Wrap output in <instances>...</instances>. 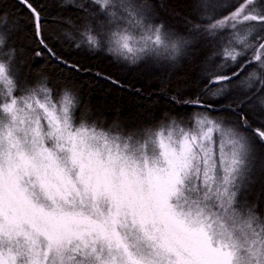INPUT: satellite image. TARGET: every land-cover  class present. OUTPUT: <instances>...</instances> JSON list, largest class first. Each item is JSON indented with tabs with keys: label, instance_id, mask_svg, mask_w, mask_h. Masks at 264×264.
<instances>
[{
	"label": "snow or ice",
	"instance_id": "6c2138e0",
	"mask_svg": "<svg viewBox=\"0 0 264 264\" xmlns=\"http://www.w3.org/2000/svg\"><path fill=\"white\" fill-rule=\"evenodd\" d=\"M15 4L31 55L69 78L141 91L61 41L134 71L187 62L200 75L194 90L169 82L152 126L105 128L78 114L74 90L28 81L8 46L22 21L0 9V264H264V0H189L183 32L152 0H61L75 19L56 43L33 0Z\"/></svg>",
	"mask_w": 264,
	"mask_h": 264
},
{
	"label": "trees",
	"instance_id": "16d2710c",
	"mask_svg": "<svg viewBox=\"0 0 264 264\" xmlns=\"http://www.w3.org/2000/svg\"><path fill=\"white\" fill-rule=\"evenodd\" d=\"M61 0H33V3L42 9V18L45 20V28L52 43H56V37L61 35V29L70 27L66 23L69 19L74 21L73 14L67 8L59 6ZM156 3L159 19L172 29L185 31V21L190 15L189 0H152ZM229 0H222L227 4ZM163 5V7H160ZM0 9L15 16L22 21L19 31L13 32L9 39V47L15 48L21 63L27 61L31 65L25 72L29 82L37 80L42 74H46L50 86L59 90L67 87L74 90L81 101V109L89 120H98L105 128L118 125L120 128H143L152 126L157 117L165 114L170 107L166 102V94L169 82L186 80L187 88L194 90L199 86V63L185 62L182 67L165 69L156 67L153 71L145 73L143 70L134 71L118 65L112 61L106 52L88 53L86 51L69 48L61 41V49L65 55H69L73 61L110 73L129 84H134L141 89L137 94L134 91L117 90L103 80H96L92 76H71L60 70L56 65L39 61L31 55L34 47L32 28L27 13L21 14V9L15 4V0H0ZM63 17V19H61ZM173 72L182 75H173ZM164 98V99H162ZM259 202V191L255 193Z\"/></svg>",
	"mask_w": 264,
	"mask_h": 264
}]
</instances>
